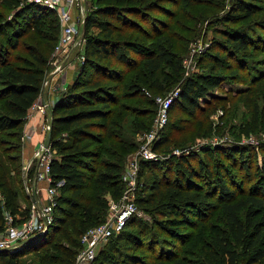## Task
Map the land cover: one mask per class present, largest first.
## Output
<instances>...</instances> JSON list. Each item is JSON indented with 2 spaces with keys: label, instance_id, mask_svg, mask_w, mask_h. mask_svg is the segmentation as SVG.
<instances>
[{
  "label": "trees",
  "instance_id": "16d2710c",
  "mask_svg": "<svg viewBox=\"0 0 264 264\" xmlns=\"http://www.w3.org/2000/svg\"><path fill=\"white\" fill-rule=\"evenodd\" d=\"M27 1L8 0V4L17 9L15 18L0 23V36L7 35V44L0 43V202L3 204L0 205V228L5 225L7 213L14 224L29 215V209L21 210L19 207L17 188L21 175L22 134L28 113L42 94L50 57L61 33L57 12ZM106 1L85 16V33L92 28L98 33L85 37L81 68L74 81L61 92L60 101L54 105L49 117L51 148L56 151L49 170L51 186L57 189L58 196L54 222L44 235L31 240L37 245L35 264H75L81 248V236L101 224V211L106 207L101 194L108 188L113 189L114 197H119L122 192V165L114 161L100 162L101 151L92 149L93 145H101L107 139L118 148L124 145L120 138L122 114L117 113L118 96L122 90L118 83L140 74L138 67L143 65L149 76V83L145 86L148 90L137 83H131V90L135 97H145L147 91L151 95L150 103L155 104L153 96L161 92H153L152 82L155 81L154 85L164 91L158 86L156 73L165 67L174 76H182L181 48H176L178 41H184V38L175 40L173 35L165 32L151 36L141 22L154 25L164 14L168 26L165 22L161 23L166 30L175 29L184 35L188 29L179 28L175 7H189L187 0L179 4L172 0H162L163 4L159 0ZM197 1L200 7H204L207 0ZM164 4L173 7L174 13L167 10ZM256 12V5L247 0H236L234 10L224 16L228 27L225 30L227 55L237 61H251L250 47H262L261 53H264V42L260 36L255 40L247 30L234 33L229 29ZM186 24L189 26L188 21ZM258 27L264 31V19ZM6 29L12 32H6ZM31 31L34 34L26 44L22 39ZM137 35L150 40L153 48H147ZM215 58L221 62L225 59L217 55ZM223 80L219 67L212 65L209 74H199L183 81L176 104L190 116L210 113L221 100L213 93ZM119 109L123 111L125 107L120 106ZM258 121L259 114L255 113L252 118L254 127L243 130L244 133L255 131ZM173 129L175 133L180 132L178 127ZM168 141L169 138L163 134L157 149L167 145ZM207 152L204 150V153ZM228 154L230 159L239 157L243 168L248 166L242 150L235 148ZM193 155L172 156L167 160L142 164L143 173L157 169L175 174V178L166 173L162 178L156 175L147 195L136 200L138 206L167 218L162 221L153 219L152 229H148L146 224L132 217L121 233L111 238V242L98 252L91 264H184L181 253L174 254L162 248L153 229L158 234L174 236L170 227L172 219L168 216L180 214L186 219L190 210L203 218L212 216L218 210L227 228L210 237L208 248L201 252L204 257L202 264H241V254L248 264L264 259V189L260 190L262 197L244 195L232 188V177L227 175L228 172L223 175L214 173L209 169L210 163L202 158L193 165L188 158L195 157ZM261 160L264 162V157ZM261 169L264 178V163ZM88 177L92 188L86 195ZM195 179H204V185H209L212 192L202 191ZM211 195H217V202H213ZM30 242L14 253L1 251L0 264H19ZM125 245L127 251L123 250ZM157 246L160 247L158 253Z\"/></svg>",
  "mask_w": 264,
  "mask_h": 264
},
{
  "label": "rangeland",
  "instance_id": "374dc122",
  "mask_svg": "<svg viewBox=\"0 0 264 264\" xmlns=\"http://www.w3.org/2000/svg\"><path fill=\"white\" fill-rule=\"evenodd\" d=\"M104 1L107 2L106 0H84L85 16L96 6H101L105 3ZM172 1H175L176 4L186 3V0ZM187 1L190 3L189 7H184L185 9L181 6L175 7V10H177L175 12L177 13L176 18H179V28L188 29V32L184 35L175 29L166 30L168 21L164 14L159 17L160 20L154 22V25L150 22L146 24L141 22L142 27L151 36H157L158 32H165L166 34L173 35L175 40L184 38V41H178V47L176 48H181L182 76L179 78L174 76L171 70L165 67L157 72L156 77L159 79L158 86L164 91H160L154 85L155 81L152 82L151 87L154 89L153 92H161L159 95H152L155 101V104H152L150 103L151 95L147 91L145 97H135V93L131 90V83L142 84V88L148 90V86L147 88L145 87L149 83L147 80L148 75H146L144 66L139 65L140 74L126 79L123 83L122 81L118 83L122 89L118 96L117 113L121 112L122 114L120 138L122 145L124 144L123 147L118 148L110 139L105 140L101 145L95 144L92 146V149L101 151L100 162L114 161L122 165V192L119 197H114L113 189L108 188L101 194V199L106 204V207L101 211L102 221L100 223L107 221L112 205L119 203L124 196H128V200L134 202L136 205V210L130 218L136 217L135 220H140L142 224H146L145 227H148V229H152L153 219L165 220L166 216L158 215L151 209L138 206L136 200L140 196L147 195L148 189L156 175L162 178L166 173L167 176L175 178L174 173L168 174L166 171L157 169H153L151 172L146 170L147 172L143 173L142 164L167 160L172 156H190L194 154L193 156L195 157H188L193 165L197 164L199 158H202L210 163L209 169L214 173L220 172V175H223L225 172H228L227 175L229 174L232 177L233 183L232 181L230 182L233 184V189L243 192L244 195L254 194L256 197H262L260 194V190L264 189V178L261 175V164L264 163L261 160L264 157V53H261L262 47L258 49L250 47L248 52L253 56L251 57V61L240 62L235 60L234 57L227 55L229 52L225 46L227 40L225 30L228 27L224 21V16L234 10V2L236 0H207L203 4L204 7H200L197 0ZM247 1L257 6V12L252 17L232 25L229 29L234 33L247 30L254 35L255 40L257 36H260L264 42V31L258 27L259 22L264 19V0ZM158 2L163 4L162 0ZM165 6H167V10L174 13L173 7ZM16 11L17 9L8 4V0H0V23L14 19ZM187 21L190 27L186 24ZM161 22H165L166 26H163ZM6 32L12 31L6 29ZM81 32L82 41L80 38L76 39L72 46L74 48H70L71 53L69 55L67 53L61 61L55 63L56 54L52 52L42 91L45 88L52 89L53 87L54 89L57 84L56 82L59 83L61 81L60 79L53 80V78L58 74L65 75L66 69L57 70V66L62 63L64 67L74 66L75 75L77 76L83 63L81 55L85 53V37L97 34L98 30L92 28L88 33H85V25L83 24ZM33 34V31H31L22 39L23 42L29 43L30 36ZM6 39L7 35H1L0 43L7 44ZM138 40L147 48H153L151 41L142 35ZM180 42H182L181 46L179 45ZM215 55L225 58L224 61L217 60ZM212 65H217L224 77L220 87L213 93V96L221 100L217 102L216 109L211 110L210 113L206 115H199L197 113L194 116H190L176 104L181 85L189 77L199 74H209ZM249 80L254 81L250 82ZM71 83L67 84V86ZM159 98L171 100L165 111V105L158 101ZM210 98L211 96L208 97V100ZM203 103L201 104L203 105ZM120 106L121 108L122 106L125 107V110H120ZM32 108L33 111L38 112L35 106ZM48 110L50 113L47 117L41 115L44 118V122L49 121L52 109L48 107ZM255 113L259 114L258 126L255 131L245 134L243 130L251 126L254 127L252 118ZM163 116H165V123L160 126ZM99 122L105 123V121ZM250 123L252 124L250 125ZM174 127H178L180 132L175 133ZM151 133L153 135H150ZM26 134L28 133H25L24 128L20 152L22 161L20 184L17 186L21 210L28 209L30 206L31 200L28 192H31L35 187H39L36 182L35 171L37 161L42 156L43 149L41 144L44 143L42 141L41 144H38L33 158L24 160ZM163 134L169 138V141L167 145L160 146L157 149L163 138ZM235 148L244 152V156L247 157V167L243 168V165L239 163V157L236 160L228 157V151ZM204 150L209 152L204 153ZM46 155L49 158H53L56 156V151L50 147ZM150 155L151 157L146 158ZM254 157H256L255 160H253ZM133 163L137 164V170L128 171ZM124 177L127 179L122 180ZM195 180L197 184H200L202 191H210L209 185H204V179ZM42 185L45 188L46 182L43 181ZM90 188H92V183L88 177L85 182L86 195L89 194ZM43 189H41L42 194L44 193ZM216 196L211 195L213 202H217ZM0 205L3 206L2 202H0ZM186 217L184 219L180 214H170L168 216L170 220L172 219L170 227L175 233L174 236L158 234L153 229L154 233L157 239L161 241L160 245L162 248L171 250L174 254L181 253L180 257H182L184 264H202L204 257L201 252L202 249L205 248L206 250L208 248L210 237L226 231L227 228L222 214L218 210L212 216L206 218L200 217L194 210H190L186 213ZM110 242L111 240L102 243V248ZM126 246L123 249L124 251L128 250ZM36 247L37 245L31 241L27 253L20 257L19 264H35ZM159 249L160 247L157 246V253ZM238 250L239 252L241 251L240 248ZM164 255L167 256L166 251ZM241 256V264H248L246 258L242 254ZM256 264H264V259Z\"/></svg>",
  "mask_w": 264,
  "mask_h": 264
},
{
  "label": "built area",
  "instance_id": "2783aa9c",
  "mask_svg": "<svg viewBox=\"0 0 264 264\" xmlns=\"http://www.w3.org/2000/svg\"><path fill=\"white\" fill-rule=\"evenodd\" d=\"M27 2L39 4L57 12L61 23V33L54 54H56L55 63L61 61L67 53L68 55L71 53L70 48H74L72 46L76 39L80 38L82 41L81 31L86 10L83 5L84 0H28ZM81 57L83 61L84 55H81ZM62 69H64L63 63L57 66V70ZM66 88V85L57 84L54 90L63 92ZM158 101L165 105V111L171 100L159 98ZM34 106L43 117L49 115L48 104L43 101L42 95ZM163 123H165V116L162 117L160 126ZM50 128L49 121L44 122L42 125V130L45 134L48 133ZM150 135H153V133ZM28 139H30V134H26V141ZM41 145L43 151L36 164L35 178L37 183L45 181L47 186L43 189V194L39 187H35L31 192H28L31 203L28 208L29 215L27 218L19 219L14 224L12 217L8 213L6 214L5 225L0 228V251L17 252L35 236L44 235L54 222L58 191L51 186L49 164L52 157L49 158L46 155L51 146H46V142ZM149 157L151 155L146 158ZM137 168V164L133 163L128 171H135ZM123 179L127 178L124 177ZM135 210L136 205L128 200V196H124L119 203L113 204L107 221L90 228L81 236V248L76 255L75 264H91L102 249V243H106L114 236L120 234Z\"/></svg>",
  "mask_w": 264,
  "mask_h": 264
},
{
  "label": "crops",
  "instance_id": "0c3cea01",
  "mask_svg": "<svg viewBox=\"0 0 264 264\" xmlns=\"http://www.w3.org/2000/svg\"><path fill=\"white\" fill-rule=\"evenodd\" d=\"M66 69L65 75L64 74H58L55 75L53 80L60 79L61 81L58 83L66 85L73 82V79L76 77L75 68L74 66L70 65L69 67H64V70ZM59 81V80H58ZM56 84V85H57ZM54 86V85H52ZM53 89V87H52ZM51 88H45L42 91V99L48 104V107L50 109L54 108V105L60 101V94L61 91H54ZM49 112V110H48ZM50 113V112H49ZM48 113V114H49ZM44 124V118L41 116L40 113L33 111V108L30 109L28 116H27V123L25 125V133L30 134V139L25 141V156L24 160H28L34 157L35 150L38 146V144H41L42 141L46 142L47 134H45L42 130V125ZM41 189L44 188L42 185V182L37 184ZM47 186V184H46Z\"/></svg>",
  "mask_w": 264,
  "mask_h": 264
},
{
  "label": "water",
  "instance_id": "95a60500",
  "mask_svg": "<svg viewBox=\"0 0 264 264\" xmlns=\"http://www.w3.org/2000/svg\"><path fill=\"white\" fill-rule=\"evenodd\" d=\"M51 136H52V131H51V128H50V130L48 131V134H47L46 146H51Z\"/></svg>",
  "mask_w": 264,
  "mask_h": 264
}]
</instances>
